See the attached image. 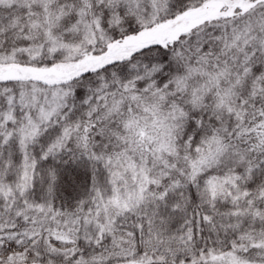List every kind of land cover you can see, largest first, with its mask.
I'll use <instances>...</instances> for the list:
<instances>
[{
  "label": "trees",
  "instance_id": "trees-1",
  "mask_svg": "<svg viewBox=\"0 0 264 264\" xmlns=\"http://www.w3.org/2000/svg\"><path fill=\"white\" fill-rule=\"evenodd\" d=\"M210 1L0 0V56L27 79H0V116L12 115L0 131V264H210L264 240V1L221 0L231 13L216 24L110 51ZM80 59L84 69L65 67ZM44 80L66 91L63 104L22 146L20 95ZM119 156L152 182L129 208L102 211Z\"/></svg>",
  "mask_w": 264,
  "mask_h": 264
},
{
  "label": "rangeland",
  "instance_id": "rangeland-1",
  "mask_svg": "<svg viewBox=\"0 0 264 264\" xmlns=\"http://www.w3.org/2000/svg\"><path fill=\"white\" fill-rule=\"evenodd\" d=\"M263 1L264 0H255V2L239 1L237 6L244 10L249 9L255 3H260ZM135 7L136 9H139L138 2H136ZM229 12L231 13L229 4L227 7L224 1L213 0L195 9L192 13L182 15L174 21L166 22L165 24H160L158 26L145 29L138 35L125 38L120 43L112 45L110 51L112 50L113 58H116L124 56L130 51L144 44L170 41L180 32H182L185 27L189 26L190 23H193L191 26L200 24V21H209L210 23L216 24L223 19L224 14ZM185 21L189 23H185ZM96 26V23L93 21H83L81 28L83 30V36L87 37L89 40H93ZM53 47L60 48L62 45L53 44ZM65 48L70 55H72L78 49L77 46L70 45L65 46ZM107 57L111 58V55H108ZM85 60L86 59L77 60V65L75 66L76 68L74 67L75 69L70 66V63H67L68 65L65 67L68 66L72 71L82 70L86 67ZM12 61V56H0V79L25 76L23 71L24 68L21 67L20 69V67H17L15 64H13ZM89 62H93V59H91ZM15 68L21 70V72L17 71ZM28 72V74H37L38 76L43 74L46 75V73H48V75L54 76H60L63 74V70L45 68H30L28 69ZM22 79L23 82L27 81L26 77H22ZM27 84H30V82H27ZM52 84L53 83L50 81L44 80V84L38 87L33 86L30 88V90H24L20 95L22 106L20 109L25 119V124L23 125V129L20 134V144L22 146L26 145L29 139H31L36 133L39 126L49 121L59 111L63 104V98L66 91L62 90L59 86ZM8 103L10 105L11 101ZM0 117L1 131L4 123L12 119L11 110L8 109L7 111L3 112ZM145 138L147 139L145 142V147H161V143H159L157 146L154 145V139L152 140L151 137L145 136ZM29 172L30 171H27L23 174L19 184L16 187L18 190L21 191L27 187L30 179ZM112 174V194L101 201L100 208L102 211H107L108 209L121 210L129 208L141 198L142 193L146 189L147 185L152 182V179L147 176L143 168L137 166L132 160H130V158L123 156H119L113 160ZM220 183L221 182L216 180L211 181V185L214 189L217 188ZM61 232L66 235L68 233V229L66 228L61 230ZM248 246L257 247L264 251V240L242 247H234L232 250L225 253L212 254L206 258H203V260L210 264H264V259L258 258L249 260L244 259L241 256V253L246 251Z\"/></svg>",
  "mask_w": 264,
  "mask_h": 264
}]
</instances>
